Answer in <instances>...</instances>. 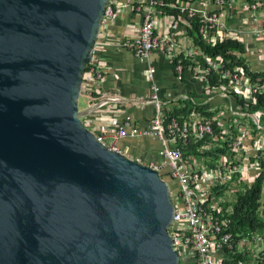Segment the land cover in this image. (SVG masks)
Listing matches in <instances>:
<instances>
[{"label":"water","instance_id":"1","mask_svg":"<svg viewBox=\"0 0 264 264\" xmlns=\"http://www.w3.org/2000/svg\"><path fill=\"white\" fill-rule=\"evenodd\" d=\"M108 0H0V264H180L169 188L82 122Z\"/></svg>","mask_w":264,"mask_h":264},{"label":"built area","instance_id":"2","mask_svg":"<svg viewBox=\"0 0 264 264\" xmlns=\"http://www.w3.org/2000/svg\"><path fill=\"white\" fill-rule=\"evenodd\" d=\"M167 6L172 9H164ZM125 8L140 15L137 34L126 43L140 61L153 51L161 52L179 75L190 72L201 81L205 92L218 91L223 98L233 99L238 108L237 98L255 103L256 95L264 93L263 84L253 81L239 66L228 65L220 55L206 52L189 33L195 20L199 40L211 47L226 37L244 40L246 34L264 40L263 0H108L100 29ZM227 17L234 21L229 24ZM179 21L185 23V28H161L170 23L176 26ZM93 52L83 72L80 92L102 103L108 97L100 89L104 69ZM260 52L264 57V47ZM186 60L190 62L185 66ZM154 72L155 67L149 65L147 102L152 105L153 114L145 126L139 125L130 114L102 132L93 131L84 118L83 124L107 149L126 156L120 146L123 139L149 136L160 142L159 162L148 165L158 171L169 188L173 215L167 230L180 264H264V232L235 237L229 227L232 205H224L229 201L227 195L235 196L236 191L248 187L264 169V140L253 127L255 124L257 129L261 128L264 108L249 114V120L254 118L250 122L252 132L246 133L241 123L234 124L238 133L230 124L229 129L220 125L215 133L213 121L220 124L223 109L209 110L214 111L210 117L193 108L180 121L163 108ZM240 114L244 116L247 112L241 110ZM245 136L249 137V143ZM204 139V143L195 145ZM188 144L195 145L198 154L184 155L182 147ZM211 146L224 151L209 164L205 160L208 157L199 151Z\"/></svg>","mask_w":264,"mask_h":264},{"label":"crops","instance_id":"3","mask_svg":"<svg viewBox=\"0 0 264 264\" xmlns=\"http://www.w3.org/2000/svg\"><path fill=\"white\" fill-rule=\"evenodd\" d=\"M139 16L128 8L119 10L108 25L101 27L99 31L93 54L104 69L100 89L106 91L108 97L101 103L84 94L88 98L85 107L95 105L93 111L83 117L90 122V128L95 132H102V129L114 126L115 121L120 120L126 114H130L141 126L149 122L153 107L147 102L151 81L148 80L146 69L152 65L155 67L154 81L159 87V95L165 110L171 112L173 107L182 108L187 101H190L194 107L201 106L205 111L223 109L224 114L219 125L224 129H229L230 124L231 128L233 126V130L235 129L238 133L235 126L241 124V121L236 118L233 121V117L240 118L243 115L238 111L233 99L223 98L218 91L208 94L197 77L187 71L179 75L161 52L153 51L147 59L140 61L128 49L126 43L137 34ZM170 24H163L161 28L172 30L185 28V23L180 21L176 26ZM243 39L246 46L245 56L251 69L262 70L264 57L261 55L260 48L264 47V40H255L247 34ZM189 62L190 60H186L185 66ZM252 120L254 121V118L251 117L250 122ZM243 124L246 133H250V130L252 132L251 125L244 124V126ZM260 125V129L256 128V135L264 140V124L260 122ZM244 138L249 143V137ZM120 146L123 147L127 156L138 158L140 162L147 165L160 160L158 151L161 144L156 138L149 136L126 138L120 141Z\"/></svg>","mask_w":264,"mask_h":264},{"label":"trees","instance_id":"4","mask_svg":"<svg viewBox=\"0 0 264 264\" xmlns=\"http://www.w3.org/2000/svg\"><path fill=\"white\" fill-rule=\"evenodd\" d=\"M247 1L253 2L257 0ZM164 9L172 8H169L167 6L164 7ZM226 21L230 24L234 21V18L230 19L227 17ZM196 24L197 23L195 20L192 21L193 27L192 29H190L189 33L193 36L195 42L199 43L206 52L215 56L220 55L228 65L239 66L240 69L243 70V73L245 75L250 76L253 81H257L258 83L264 85V71L251 69L247 57L245 56L246 46L243 40L226 37L222 42H218L215 46L211 47L199 40ZM212 84L217 85L216 81L214 80H212ZM237 103L242 112H247V114L243 117L250 118L249 114L264 108V93H258L256 95L255 103L246 102V100L242 98H237ZM193 108H195L196 110H201L203 114L210 117L214 114V111H205L201 106L194 107L190 101H187L185 106H183L182 108L173 107L170 114L178 117L180 121H183V119ZM260 122L264 124V116L262 117V119H260ZM253 127L256 130L257 127L255 124H253ZM213 129L215 133L220 130V125L217 121H213ZM233 131L236 133L235 129ZM204 141L205 139L200 140L196 142L195 145L199 146L204 143ZM218 143L220 144L221 141H219ZM195 145H184L182 147L183 154L188 155L191 153H196ZM223 151L224 148L211 146L209 149L199 151V154H203L204 156L208 157L210 159L209 164H211V161L215 160L219 156L220 152ZM263 185L264 169L257 177H255V179L248 187L236 191L234 200L232 202H224V205L231 204L233 208L232 213L230 214L229 227L235 237H240L252 232H264V204L260 202L263 193Z\"/></svg>","mask_w":264,"mask_h":264},{"label":"rangeland","instance_id":"5","mask_svg":"<svg viewBox=\"0 0 264 264\" xmlns=\"http://www.w3.org/2000/svg\"><path fill=\"white\" fill-rule=\"evenodd\" d=\"M250 45H254V44L250 43ZM87 103H88V98L84 95L83 92H80V95H79V98H78V107L79 108H83V107L87 106ZM237 109H238L239 112H241L240 108L237 107ZM234 118H236L238 121H241V123L243 122L244 124L251 125L250 124V120L248 119V117H240L239 118V117L235 116V117H233V121H235ZM205 160H206L207 163H209L210 159L209 158H205ZM227 199L230 201V200L234 199V197L232 195H227ZM260 202L262 204H264V189H263V193H262Z\"/></svg>","mask_w":264,"mask_h":264},{"label":"bare ground","instance_id":"6","mask_svg":"<svg viewBox=\"0 0 264 264\" xmlns=\"http://www.w3.org/2000/svg\"><path fill=\"white\" fill-rule=\"evenodd\" d=\"M247 230V229H246Z\"/></svg>","mask_w":264,"mask_h":264}]
</instances>
